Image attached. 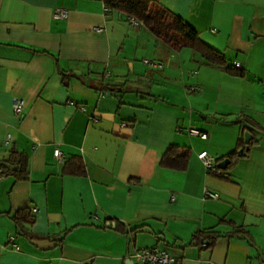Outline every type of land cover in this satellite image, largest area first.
<instances>
[{
	"label": "crops",
	"instance_id": "crops-1",
	"mask_svg": "<svg viewBox=\"0 0 264 264\" xmlns=\"http://www.w3.org/2000/svg\"><path fill=\"white\" fill-rule=\"evenodd\" d=\"M159 1L242 74L104 0H0V159L13 147L29 158L27 179L0 177V264H138L135 252L153 247L173 264H264V0ZM247 131L256 141L224 176L207 169L201 151L220 163ZM173 145L189 148L187 169L161 164ZM73 159L86 175L66 171ZM31 208L32 236L14 219ZM234 226L250 241L228 236ZM210 230L223 234L211 247L194 239Z\"/></svg>",
	"mask_w": 264,
	"mask_h": 264
},
{
	"label": "trees",
	"instance_id": "trees-1",
	"mask_svg": "<svg viewBox=\"0 0 264 264\" xmlns=\"http://www.w3.org/2000/svg\"><path fill=\"white\" fill-rule=\"evenodd\" d=\"M104 3L108 8L107 12L118 10L125 13L129 17H134L143 26L149 28L156 36L173 44L177 48L190 46L193 50L199 52L210 64L224 67L233 75L242 74L241 69L235 64L232 66H225V56L213 49L211 46L207 45L205 42L201 41L199 32L193 26L163 6L159 0H104ZM101 90L109 91L110 86L103 82ZM248 121H250L251 124L256 125L253 120ZM254 141L256 140L252 139V142ZM246 147L247 144L244 143L243 139L241 147L228 154V157L230 159L238 157L241 155V150L246 151ZM189 156V148H182L177 145H173L166 150L161 164L163 166L185 170L188 167ZM28 163V155L13 147L10 149L6 158L0 159V177L11 174L17 180L27 179ZM217 163H219V159H217ZM66 171L72 174H87L86 165L82 159H73L71 162H67ZM220 176H224L223 170H221ZM14 219L20 233L32 236L29 230L24 227L25 223H34L35 216L32 211H28L27 209L20 210L14 215ZM117 230L120 232L124 231L121 224L118 225ZM222 235L223 234L218 231H199L194 235V239L199 241L202 246L211 247L217 238ZM234 235L248 239L249 241L251 239L248 232L242 227L234 226V230L228 236Z\"/></svg>",
	"mask_w": 264,
	"mask_h": 264
},
{
	"label": "built area",
	"instance_id": "built-area-1",
	"mask_svg": "<svg viewBox=\"0 0 264 264\" xmlns=\"http://www.w3.org/2000/svg\"><path fill=\"white\" fill-rule=\"evenodd\" d=\"M105 10L108 11V8L106 6H105ZM68 16H69V10L63 7H58L53 12L54 19L66 20ZM129 21L135 26H142V24L134 17H129ZM95 30L101 31L102 29L95 27ZM145 63L152 68L163 67V64H161L156 60L146 59ZM235 65L239 68L241 67L240 62H236ZM104 76L110 77L111 72L107 71L101 76V78H103ZM13 109L17 116L21 115L24 110V102L22 100H16L13 105ZM187 131L190 135L195 137H200L203 139H206L209 136V134L206 131H203L202 129L197 128L195 126L189 127ZM54 155L59 163L64 162L65 155L60 150V148L55 149ZM198 156L203 161V163L205 164L208 170L218 175L221 174V169L217 166V159L213 155L209 154L207 151H201L198 154ZM205 195L213 199H219L220 197L219 193L210 191L208 189L205 190ZM31 211L32 213L37 214L38 208H31ZM134 257L136 263L138 264H173L174 262V258L168 252L161 250L160 248L157 247L139 249L135 252Z\"/></svg>",
	"mask_w": 264,
	"mask_h": 264
},
{
	"label": "water",
	"instance_id": "water-1",
	"mask_svg": "<svg viewBox=\"0 0 264 264\" xmlns=\"http://www.w3.org/2000/svg\"><path fill=\"white\" fill-rule=\"evenodd\" d=\"M251 139H252V135H251V133H250L249 131H247V132L245 133V142H246V144H247L246 150H249V148H250ZM242 153H244V150H241V154H242ZM230 163H231V159H230V158H226V159L222 160V161L218 164V166H219V168L225 170V169H227V167H228V165H229ZM108 226H113V227H115V226H116V222H114V221H110V222H108Z\"/></svg>",
	"mask_w": 264,
	"mask_h": 264
}]
</instances>
